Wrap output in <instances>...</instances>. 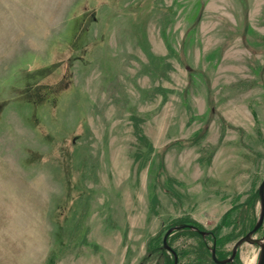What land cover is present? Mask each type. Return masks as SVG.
Masks as SVG:
<instances>
[{"label":"rangeland","instance_id":"obj_1","mask_svg":"<svg viewBox=\"0 0 264 264\" xmlns=\"http://www.w3.org/2000/svg\"><path fill=\"white\" fill-rule=\"evenodd\" d=\"M263 179L264 0H0V264L223 258Z\"/></svg>","mask_w":264,"mask_h":264},{"label":"water","instance_id":"obj_2","mask_svg":"<svg viewBox=\"0 0 264 264\" xmlns=\"http://www.w3.org/2000/svg\"><path fill=\"white\" fill-rule=\"evenodd\" d=\"M258 192H259V197H260V214H259V217L257 219V222H256L254 228L252 230H250L246 235H244L242 238H240L235 243L234 248H233V253H232L231 257H229V258L219 259L217 257V254H216V249L212 247L211 248L212 257L216 263L225 264L228 262H232L237 251H238V248L243 243L247 242V243L256 244L259 246L260 250H259V255H258V259H257L256 264H264V235L262 237H255L254 236L255 232L258 231V229L262 226V224L264 222V179L259 186ZM185 227H190L192 230H195V231L201 233L204 237H206V235L209 233L206 230H201L200 228H198L195 225H188V224L176 225V226L169 228L167 230V232L165 233L164 238H163V247L165 249L170 250L174 254V263L173 264H178L179 258H178V254L176 253V251L169 244L168 237L173 231L180 230V229H183Z\"/></svg>","mask_w":264,"mask_h":264},{"label":"flooded vegetation","instance_id":"obj_3","mask_svg":"<svg viewBox=\"0 0 264 264\" xmlns=\"http://www.w3.org/2000/svg\"><path fill=\"white\" fill-rule=\"evenodd\" d=\"M181 224H188V225H195V226H197L198 228H200L201 230H205V229H203V228H201V226H200V223L198 222V223H196L195 224V222L194 223H188V222H186V223H180V224H178V225H181ZM173 226H176V225H173ZM173 226H170L169 228H171V227H173ZM169 228H167V230L169 229ZM183 229H190V230H192L190 227H185V228H183ZM180 230H182V229H180ZM176 231H178V230H176ZM206 231H208L209 233L206 235V237H204L201 233H199V232H197L196 231V233L197 234H199L200 236H202V238L206 241V244H207V248L209 249V250H211V248L213 247V248H215L216 249V254H217V256H218V251H219V243H218V241H217V239H216V237L214 236L215 235V233H214V231H209V230H206ZM167 232V231H166ZM165 232V233H166ZM173 232H175V231H173ZM172 232V233H173ZM257 232L258 231H256L255 232V234H254V236L255 237H258L256 234H257ZM171 233V234H172ZM170 234V235H171ZM170 235H169V237H170ZM209 236H213V238L212 239H210V243H209V240H208V238H209ZM168 237V241L170 242V238ZM243 237V236H242ZM241 237V238H242ZM164 238V237H163ZM240 239V238H239ZM238 239V240H239ZM237 240V241H238ZM170 244V243H169ZM171 245V244H170ZM211 245V246H210ZM235 245V244H234ZM256 245V244H255ZM171 247H172V245H171ZM173 248V247H172ZM233 248H234V246H233ZM233 248H232V250H230L228 253H227V255H225L223 258H219V259H226V258H229V257H231V255H232V253H233ZM174 249V248H173ZM175 251H176V253L178 254V258H179V253H178V251L176 250V249H174ZM238 250H239V248H238ZM238 252V251H237ZM211 257H212V255H211ZM237 257H238V254L236 253V255H235V257H234V259H233V261L232 262H228V263H225V264H234V263H236V259H237ZM212 259H213V257H212ZM179 261V260H178ZM213 261H214V259H213ZM215 262V261H214ZM216 263V262H215ZM178 264H179V262H178ZM217 264H219V263H217Z\"/></svg>","mask_w":264,"mask_h":264},{"label":"trees","instance_id":"obj_4","mask_svg":"<svg viewBox=\"0 0 264 264\" xmlns=\"http://www.w3.org/2000/svg\"><path fill=\"white\" fill-rule=\"evenodd\" d=\"M140 132V131H139ZM140 135H141V137L145 140V141H147V143H148V145L150 144V146H152L153 147V144H152V142L148 139V138H146V136L144 135V134H142L141 132H140ZM183 223H186V222H183ZM180 224V223H179ZM193 233L192 234H195V235H198V236H200L199 234H197L196 232H194V231H192ZM200 238H202V236H200ZM203 239V238H202ZM216 239H217V237H216ZM204 240V239H203ZM205 241V240H204ZM218 241V240H217ZM205 243H206V241H205ZM219 243V242H218ZM221 245H222V243H220ZM206 246H207V244H206ZM219 247H221V246H219ZM191 255H189V253H188V257H190ZM199 258L200 259H202L203 261H204V259L205 258H203V255L202 256H200V257H197V256H194V258H192L191 260H190V262H188V263H186L185 262V264H199ZM173 261V260H172ZM207 262V263H206ZM174 263V262H173ZM204 264H216L214 261H213V259L211 258L210 260H205L204 261Z\"/></svg>","mask_w":264,"mask_h":264},{"label":"bare ground","instance_id":"obj_5","mask_svg":"<svg viewBox=\"0 0 264 264\" xmlns=\"http://www.w3.org/2000/svg\"><path fill=\"white\" fill-rule=\"evenodd\" d=\"M256 260H257V258H256ZM256 264V263H255Z\"/></svg>","mask_w":264,"mask_h":264}]
</instances>
